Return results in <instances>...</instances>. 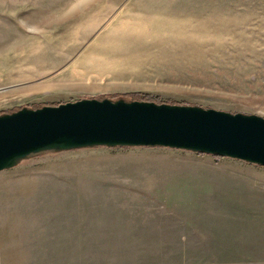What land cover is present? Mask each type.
Instances as JSON below:
<instances>
[{"label": "rangeland", "instance_id": "1", "mask_svg": "<svg viewBox=\"0 0 264 264\" xmlns=\"http://www.w3.org/2000/svg\"><path fill=\"white\" fill-rule=\"evenodd\" d=\"M92 99L264 118V0H0V116ZM0 186L5 264L157 260L84 245L91 226L114 217L117 197L164 202L167 234L198 236L206 251L167 253V264H264V166L254 162L159 145L54 144L12 159Z\"/></svg>", "mask_w": 264, "mask_h": 264}, {"label": "water", "instance_id": "2", "mask_svg": "<svg viewBox=\"0 0 264 264\" xmlns=\"http://www.w3.org/2000/svg\"><path fill=\"white\" fill-rule=\"evenodd\" d=\"M170 146L264 166V118L195 106L81 100L0 116V170L54 144Z\"/></svg>", "mask_w": 264, "mask_h": 264}, {"label": "crops", "instance_id": "3", "mask_svg": "<svg viewBox=\"0 0 264 264\" xmlns=\"http://www.w3.org/2000/svg\"><path fill=\"white\" fill-rule=\"evenodd\" d=\"M164 166L167 167V165ZM129 167L130 168L127 169H134L135 166H129ZM181 167H200V166L183 165ZM124 172H137V171L128 170ZM2 189L5 190L7 189V187L0 186V190ZM133 199H128V198L123 199V197L120 199L119 197H117L115 198V201L111 200V203H109V205L116 206L115 210H113L114 213H112L114 217L107 219L102 218L97 224L91 226L93 227V229H98V231L93 234H89V235L84 234V236H81L83 239L82 240L83 243H85L84 245L103 246L106 248L101 249V251L102 250L113 251L116 253L160 254L157 260L148 262V264H167V253L171 254L174 252H182L184 254L188 252H193L197 254V252L206 251L204 249L202 250L199 249L196 242H195L196 244L193 243L195 241V237H198L194 234H193L194 238L193 237L189 238L183 233L177 234V237L173 236V234H169V233L167 234L168 217L164 218V215H166V210H164L165 209L164 202L147 200L145 203V202H138ZM158 214H162V215L164 214V215L159 216ZM2 226L4 227V232L3 235L0 236V256L2 254V258L4 260L3 264H5L7 252L10 253V251H12L10 249L11 237L6 234L5 231L6 224L4 223L2 224ZM188 238H189V242L192 243L188 244ZM206 238L207 236L204 233L202 237V241L205 243L208 242ZM97 250L100 251V249ZM126 262H127L126 264L142 263V262L137 263L132 258L131 260H127Z\"/></svg>", "mask_w": 264, "mask_h": 264}, {"label": "trees", "instance_id": "4", "mask_svg": "<svg viewBox=\"0 0 264 264\" xmlns=\"http://www.w3.org/2000/svg\"><path fill=\"white\" fill-rule=\"evenodd\" d=\"M128 95L132 96L133 98H136L137 100H149V95L143 93H133Z\"/></svg>", "mask_w": 264, "mask_h": 264}]
</instances>
